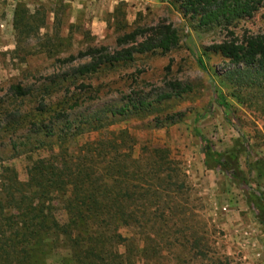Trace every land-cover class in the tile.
I'll use <instances>...</instances> for the list:
<instances>
[{"label": "rangeland", "instance_id": "1", "mask_svg": "<svg viewBox=\"0 0 264 264\" xmlns=\"http://www.w3.org/2000/svg\"><path fill=\"white\" fill-rule=\"evenodd\" d=\"M19 6L32 13L39 9L45 26L31 36L16 31ZM200 19L188 0H0V165L15 167L20 181H28L31 159L50 155L58 130L67 136L63 147L76 156L90 157L98 147L94 163L113 174L112 167L129 157L131 148L136 159L161 163L146 175L153 185L150 190L140 175L144 163L124 162L151 194L145 200L138 196L136 207L146 204L155 211L172 206L171 211L165 209L171 217L168 223H179L172 228L171 240L157 234L159 228L148 231L152 239L145 240V229L137 227L136 248L130 250L136 256L126 264H264V225L246 195L251 190L264 196V110L238 98L227 74L245 65L218 49L264 33V0L251 15L227 27L203 26ZM162 24L180 34L176 49L138 54L113 69L65 78L97 56H84L89 49H121L120 36L135 29L145 31L144 38H154L153 31ZM72 56L74 60H68ZM15 86L27 94H16ZM221 93L229 109L220 104ZM42 98L48 112L37 116ZM132 102L136 114L127 119L107 116L111 108ZM95 117L101 120L96 128L101 132L89 122ZM53 126L54 137L38 132ZM122 131L130 134L127 143L113 140ZM198 133L218 152L240 150L242 174L237 182L220 167L205 164ZM173 170L184 173L180 180L185 186L178 197H173L177 186L165 184L168 175L176 176ZM146 190L138 188L140 195ZM154 190L158 192L152 195ZM54 210L61 223L67 221L62 204L56 203ZM121 233L132 237L133 230L122 228ZM185 234L192 238L184 245ZM126 249L121 246V253ZM66 253L50 255L49 264H58L59 255Z\"/></svg>", "mask_w": 264, "mask_h": 264}, {"label": "trees", "instance_id": "2", "mask_svg": "<svg viewBox=\"0 0 264 264\" xmlns=\"http://www.w3.org/2000/svg\"><path fill=\"white\" fill-rule=\"evenodd\" d=\"M262 1L188 0V5L194 6L196 12L201 15V25L217 24L227 27L251 15ZM56 19L57 25L62 27V20L57 17ZM45 24L46 18L39 9L33 13L25 6L16 9L14 28L20 34H36ZM143 36H146L145 31H126L118 39L122 45L121 49H89L84 56L93 53H97V56L73 68L74 73L66 74L65 78L85 77L113 69L134 61L138 54L155 53L158 50L166 54L180 44L178 31L165 24L159 25L153 31L154 38ZM126 45L129 47H125ZM218 49L236 64L245 65L244 68L233 69L227 74L228 80L234 83L238 90V98L243 101L250 100L251 105L260 104L264 110V33L252 35L240 44L222 45ZM71 58L68 60H74L73 56ZM198 63L205 68L201 58H198ZM13 90L19 95L27 94L21 86H15ZM218 100L222 106L229 109L223 93ZM38 102L40 109L37 116H43L48 112V103L44 98ZM132 113L136 114V102H132V106L113 107L106 112L107 116L111 114L114 118L124 119ZM99 115L102 117L105 113ZM98 121H101L100 118L95 117L89 122L95 127L94 130L101 132L102 128L96 129ZM54 129L55 126L48 131L40 127L38 132L54 137L57 134ZM58 133L50 155L31 159L28 181H20L15 167L0 165V264H49L50 255L58 250L67 252L59 255L58 264H126L127 259L136 256H133L130 250L131 247L136 248L137 227L145 229V240L152 239L151 235L148 236V231L155 228H159L157 234L171 240L174 235L172 228L179 223H168L171 217L166 213L171 211L168 209L172 206L167 205L155 211L152 206L146 204L136 207L138 196L145 200L151 194L149 189L146 190L140 184L141 178L136 177V171L132 172L131 166L124 162L129 161L134 165L144 163V172L140 175L148 181L147 186L150 188L153 185H150L146 175H150L153 165L160 167L161 163L157 164L153 159L147 162L136 159L131 148L130 156H125L112 167L115 169L113 174L108 171V167L99 168L100 162L94 163L92 158L99 154L98 147L95 148L96 151H91L90 157L76 156L63 147L67 136L63 137L59 130ZM198 134L203 141L205 164L208 167H220L237 182L242 174L239 167L240 150L233 147L226 152H218L210 140ZM129 138L128 131H122L113 140L127 143ZM102 144L104 143H98ZM103 153L107 155L105 151ZM173 171L177 172L176 176L168 175L165 184L177 186L173 192V195L177 196L173 197H178L185 186L184 181L180 180L184 173L180 170ZM159 183L162 186V182ZM243 184H246L245 180ZM138 188L146 191L140 195ZM157 192L154 190L152 195ZM246 195L247 200L255 205L258 218L264 225V196L256 195L251 190L247 191ZM57 201L67 212V221L64 223L58 220L54 210ZM182 211L187 212L184 208ZM122 228L132 229V237L124 236L121 233ZM182 236L184 245L192 238V235ZM121 246L127 248L124 253L120 251Z\"/></svg>", "mask_w": 264, "mask_h": 264}]
</instances>
